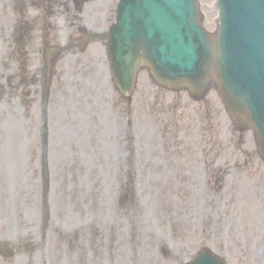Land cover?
Instances as JSON below:
<instances>
[{"label": "rangeland", "instance_id": "obj_1", "mask_svg": "<svg viewBox=\"0 0 264 264\" xmlns=\"http://www.w3.org/2000/svg\"><path fill=\"white\" fill-rule=\"evenodd\" d=\"M38 1L0 0V147L10 146L11 154L17 157L31 153L30 162L15 185L16 194L10 189L13 196L10 214L3 217L2 203L0 206V244L3 238L10 244L13 260L23 258L14 247H30L33 251L35 246L32 244L39 243L36 237L39 180L34 183L33 179L34 172H38L34 171V157L36 159L38 154L39 128L34 127L35 132H32L30 125L33 119L38 121L39 104L34 102L39 100V82L28 71L26 63L33 65L34 55H37L34 52L37 35L31 28L39 24L36 14ZM200 3L207 11L213 0H200ZM213 16L208 15L207 27L211 25ZM25 17L30 22L27 26L23 22ZM93 22L102 23L101 28L105 26V18L97 16ZM23 28H26L25 34H29L25 37L27 50L15 52L14 46H19L22 40L17 32ZM20 51L23 53L16 55ZM139 78L135 107L133 102L132 107H128L131 109L113 121L110 129L118 132L117 141L122 132L130 135L122 143L115 142V146H132L131 140L138 139L133 161H125L119 169L113 166L106 174L100 171L99 165L90 170H80L76 161L61 162L57 180L54 175L49 178L48 218L51 219L49 229L67 237L69 250L65 249L66 243H61L60 248L46 244L44 249L36 250L38 254L34 261L42 264L40 259L49 253L50 262L59 260L60 264H179L174 257L179 252L185 255L193 249L197 235L203 230L206 235L204 244L217 253V248L227 253L225 259L228 264H254L253 248L264 245V211L260 208V201L254 198L257 192L249 183L251 180L239 182L240 175L235 174L228 188L220 190L216 189L217 184L207 183L210 191L222 193L216 198L204 190V180L212 178L207 168L233 163L236 157L240 159L237 154L245 143L223 129L230 126L226 116L222 118L218 114L215 118V112L210 114L215 133L209 137L201 133L199 117L189 122V129L184 128L186 122L181 118L182 113L203 115L208 111L204 105L216 104L215 92L211 90L196 103L188 100L185 93L155 88L146 99L144 86L149 91L150 83L145 76ZM247 134L249 136L243 141L250 143L252 137ZM166 137H171L167 143ZM13 140L18 146L16 149H13ZM179 142L187 144L182 152L186 155L181 158H177L174 147V143ZM232 146L235 150L230 157L221 154L223 149ZM210 150H218V155H221L212 159ZM204 151L206 155L203 157ZM72 172L74 178L70 184ZM175 180L188 184L182 188L180 182L172 183L173 194L169 193L167 197L165 184ZM157 184L164 188L163 193L155 188ZM122 186L125 187L120 193ZM179 194L188 198L185 208L179 205ZM119 195L122 199L119 207H115ZM158 195L163 198L158 200ZM62 199L72 204L69 212L60 207ZM171 199L174 206L169 205ZM23 214L28 215L29 220ZM173 219L178 227L174 229L176 238L171 236L169 222ZM254 221L260 222L262 230L258 231ZM76 227L77 233L74 231ZM180 229L182 235L177 234ZM8 233L16 236L14 243L9 241ZM163 237L168 239L166 242L171 248L166 262L158 255V249H162L159 238ZM260 260L259 264H264V254Z\"/></svg>", "mask_w": 264, "mask_h": 264}, {"label": "water", "instance_id": "obj_2", "mask_svg": "<svg viewBox=\"0 0 264 264\" xmlns=\"http://www.w3.org/2000/svg\"><path fill=\"white\" fill-rule=\"evenodd\" d=\"M128 4H130L131 6H133V10L131 11V13H129V11L132 8H128L127 10L124 11V17L121 18V20H125L127 17L130 18H134L136 16H134L133 12H136L139 8H142L143 5H137L134 6L133 4V0H125ZM141 3H145V0H138ZM189 5H191L193 3L194 0H188ZM155 3V0H147V5L149 4H153ZM183 4V2H182ZM195 6V2L194 5L192 4L190 7H188L186 9V11L184 12L183 16H180V13H183V10L181 11V9L178 10L177 13H175V25L177 26V31H178V36L181 37V32H183L184 34H188L186 36L187 39H191L192 38V33L195 31L196 29L193 31L192 29H190V26H192V24L189 23V20H187L188 15L186 12L190 13L192 15V8ZM220 7H221V15H222V21L221 22H229L231 24L234 25H244V26H249L251 27V25H253L252 23V19L253 18H249L246 19V14L243 12V10L241 8L238 7L237 2L235 0H220ZM146 14V7H145V11H143L142 17H141V23H139V31H137V35L142 33L144 30V26L145 25V15ZM141 16V15H140ZM152 16V15H151ZM147 23V22H146ZM192 32V33H191ZM182 38V37H181ZM196 38V37H195ZM208 40V38H206ZM142 43L144 41V38H142ZM228 42L226 41V31L224 28L221 29V33L218 35L216 42L214 44L212 43H204L206 44V49H207V61H205V63L209 66L208 68H215V70L218 72L219 74V79H221L224 83V86L226 87L227 91L230 93L232 91L229 90L230 84L229 81H232L231 77V71L233 72L235 67H231L230 64L228 63L230 58H233V56L231 55L230 51L227 52L226 49V44ZM134 47V46H133ZM146 54L145 48L143 50ZM217 53H216V52ZM235 56L239 59L240 54L239 52H237V50L234 48V52ZM134 53H131V55ZM248 62V61H247ZM238 69H236L237 71ZM163 78H166L167 73L164 72V74H162ZM176 82V80H175ZM232 96L237 99V100H242L243 97H239L235 92H232ZM245 102L248 104L249 109H251L252 111V107L250 106V103L247 99H245ZM253 122L256 124L257 123V118L256 116L252 117ZM260 130V129H259ZM260 134L262 135V131H260Z\"/></svg>", "mask_w": 264, "mask_h": 264}]
</instances>
